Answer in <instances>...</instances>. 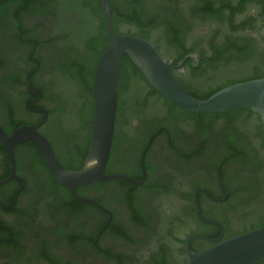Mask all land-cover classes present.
Masks as SVG:
<instances>
[{"label":"flooded vegetation","instance_id":"1","mask_svg":"<svg viewBox=\"0 0 264 264\" xmlns=\"http://www.w3.org/2000/svg\"><path fill=\"white\" fill-rule=\"evenodd\" d=\"M111 1L120 7L128 0ZM224 1L227 3L216 9L220 2ZM230 2L232 8H229ZM208 3L216 9L215 13L207 9ZM5 4L8 5V0H0V5ZM138 7L142 15L141 20L145 24H151L141 26L134 22L139 26V31H119L148 39L172 65L183 62L172 71L177 81L182 86L187 85L191 92L204 94L209 89L203 91L199 88L206 84V79L231 75L250 66L257 70L230 76L216 86L264 76V68L258 69L264 65V0H140ZM246 8L247 16L235 22L236 25L230 30L222 31L217 29L214 23L203 22L205 19L222 15L225 11H233V18L236 20L235 14L244 12ZM69 14L76 19L77 14L73 13L72 9ZM9 27L5 31L6 39L0 44L5 54V62L0 66V91L5 92L0 94V128L11 135L22 124L31 126L40 123L38 131L50 140L61 163L65 167L77 166L79 162L75 164L71 160L81 158L87 137L85 128L79 120L58 117L57 113L50 115L45 93L41 89L33 91L34 83L29 76L21 74L23 81H16L12 70L17 65L11 55L16 50L12 44V32L16 30ZM37 33L40 34V31ZM240 47V53L251 52L253 55L245 56L243 60H238V63L236 59L230 58L218 67H211L202 62L216 49L231 54L238 52ZM40 51L46 54L44 57L47 61L50 58L48 51L43 46L38 49V54ZM167 51L175 56L167 55ZM181 55L182 58L179 59ZM61 59H52V65L61 62ZM234 60L236 63L232 62ZM132 76L133 73L126 69L123 81H126L127 86L120 99L117 129L115 124L116 140L112 144L106 171L108 169V174L127 175L139 183L114 178L109 181H97L108 182L105 187L84 189L81 194L76 191L78 195L92 199L101 206L91 201H80L94 205H80L89 206L94 216L93 220L89 219L87 224L83 223L80 227H77L80 222H71L77 208L67 210L58 205L52 206V214L44 216L50 223L48 227H44L41 233L37 232V228L32 235L38 242L36 255L47 259L50 264H76L74 261L52 255L61 249L62 245L72 249L87 246L91 252L81 254L84 256V264H187L184 241L189 236L228 238L257 228L262 223L253 222L245 228L229 230L235 227L241 218L264 217V194L256 195V206L246 213L237 210L235 195L244 192L234 189L237 158H224L222 153V147H226L227 142L235 147L241 143L240 139L252 138L253 133L258 134V130L261 133L260 126L263 124L260 117L254 112L249 114L247 110L238 114V109L214 116L206 113H192L194 116H190L183 112L184 110L172 108L161 94L152 93L153 87L146 79L139 77V85L133 87ZM35 82L38 83L36 79ZM17 87L24 91L20 99L19 92L15 90ZM261 135L264 139V134ZM158 144L163 145L164 154L158 152ZM38 153L41 154V151L34 140L16 144L15 176L10 178L12 167L0 136V180L10 178L7 182L0 183V264H32L38 259L33 257L31 252L21 248L20 239L27 236V228L20 224L22 218H19L27 216L28 212L22 202L28 195L31 196L26 172L35 165L45 170ZM118 180L128 184H121ZM244 184L250 186L252 182ZM114 185L121 190L114 191ZM155 192L174 197L169 206L170 211L166 210L164 213L160 208L152 209L145 204L141 195ZM68 193L70 194L69 191ZM107 199L109 202H106ZM197 199L204 222L198 216ZM69 203L71 204L70 199ZM161 214L171 217L168 226L170 235L168 238L162 236L164 240L150 248L145 257H136L133 252L123 251L112 242L118 237L134 245L143 243V240L132 236L131 226L143 227L159 234L158 216ZM113 223L118 231L106 230ZM188 224H195L199 229L186 232L183 236L174 234L176 228ZM211 243L202 238H194L190 240L189 246L193 251L200 252ZM256 264H264V261Z\"/></svg>","mask_w":264,"mask_h":264},{"label":"water","instance_id":"2","mask_svg":"<svg viewBox=\"0 0 264 264\" xmlns=\"http://www.w3.org/2000/svg\"><path fill=\"white\" fill-rule=\"evenodd\" d=\"M110 1L101 0L104 27L109 43L94 71L91 141L82 168L71 170L61 163L50 140L38 131L40 123L31 126L22 124L11 135L0 128V136L6 146L12 167L13 173L10 178L15 176V145L26 140H34L54 179L65 186L75 199L91 201L98 206L100 205L94 200L78 195L76 187L114 178L139 183L124 174L105 173L114 139L120 69L125 55L129 56L147 82L159 94L181 110L209 114L250 109L260 117L264 131V77L225 86L208 98L196 97L188 92L173 74L172 69L180 67L183 62L172 65L148 39L115 30ZM43 111L47 113L46 110ZM9 179L0 180V183ZM196 204L198 216L204 222L198 199ZM194 238H202L212 243L202 251L195 252L189 246L190 240ZM184 249L187 254V264H256L264 261V225L228 238L212 239L202 235H191L185 239Z\"/></svg>","mask_w":264,"mask_h":264},{"label":"rangeland","instance_id":"3","mask_svg":"<svg viewBox=\"0 0 264 264\" xmlns=\"http://www.w3.org/2000/svg\"><path fill=\"white\" fill-rule=\"evenodd\" d=\"M226 3L227 2L225 1L220 2V4L218 5L216 9L222 7ZM228 5H229V8H232L233 6L232 2H230V4ZM11 6L12 4H10L8 8H6V10H4L5 8L0 9V33H1L0 42L6 39L5 37H7V32L5 31L11 25L10 22H12V18H11L12 10H8ZM71 6H72L71 3L65 4V6H63L64 13L66 14L69 13L71 10ZM225 12H223L222 15L216 16L215 18L205 19L203 22L214 23L217 26V29L222 30V31L228 30V29L230 30L233 28V26L236 25L235 22L240 21L243 17L247 16L248 14V11L246 8L244 12L241 11L242 13L235 14L237 15V17H236V20H234L233 18L234 14L232 13L233 11L231 12L225 11ZM123 21H126V23H123V22L117 23L119 30H128V29L136 30V31L140 30L139 26H137V24H134V22L129 21V20H123ZM62 22H63L62 27L66 28V26L68 25L66 20L63 19ZM22 23L24 27L26 28H31L36 25H42V27L43 26L45 27L46 24L48 26L51 24V17L45 14H40V15H35V16L30 17L28 14H26ZM42 27L39 30L40 32L42 30ZM11 29H15V26L13 25ZM15 32L16 31H13L12 35H15ZM48 32L50 31L46 30L45 33H42L40 35V38L47 39L51 35V33H48ZM52 34L54 35V33ZM12 44L15 45L16 41L12 40ZM29 48H30L29 45H25V44L20 45L17 48H15L16 50L11 55L13 56L15 60V64L17 66H20L22 68L25 67V64L18 60V55L24 50L28 52ZM7 55L10 56L9 53H7ZM39 55L44 56L46 54L40 51ZM167 55L175 56L174 53H170V51H167ZM0 56H5L4 51L1 47H0ZM236 60L238 63V59ZM236 60L232 62L236 63ZM60 63L61 62H57L56 66L57 65L59 66ZM52 64H53V61L51 58H48V60L44 62V66L41 69L37 77L38 82L45 81V80L49 82L51 79L56 80L57 77H61V78L64 77L62 69L53 70ZM263 68H264V65H262L261 67H258L259 70H262ZM255 70L257 69L252 68L250 66L248 68H244L243 70L232 73L231 75H221V76L219 75V76L213 77L211 80L206 79V84H204L201 88H199V90L206 91L210 87L216 86L218 83H220L226 78H229L230 76L232 77L233 75L235 76L244 75V74L251 73ZM20 77H23V75H21ZM132 77H133V81H132L133 83L131 85L133 87H135L136 84L139 85V82H140L139 77L136 75ZM65 80L66 79H64V81L62 80V83L64 86L63 87L64 94L62 98L66 100L69 99L70 100L69 105L66 102L65 104L67 105L63 104L60 101L55 102L51 99L49 100L46 99V104L50 108H53V107L58 106V103H59L61 106H59L60 108L58 112H56L57 116L58 117L62 116V118L64 117L65 119L66 117H68L71 119L79 120V122H81L85 128L84 133L86 134L87 133L86 131L88 129L87 116L86 118H84V120H82L83 116H81L77 111L79 107L81 108L83 106V103L86 104V101L88 99L87 94H85V92L83 93V91L85 90V87L83 83H78L75 80L68 79L66 80V83H65ZM57 81H60V80L58 79ZM50 84L47 87L51 86ZM13 86L16 88L15 85ZM126 86H127L126 81H122L121 95H123V92L126 89ZM17 88L19 89V91L18 89H15V90L19 92L18 98L20 99L21 97H23L24 91L20 89L21 87H17ZM47 95L50 96V91L47 92L46 96ZM253 134L254 135L252 136V138L247 137V139L246 138L240 139L241 143L239 142L238 146L234 147L229 142H227L226 144L228 146L225 145L226 147L224 148L222 147V150H223L222 153L224 155V158L225 157L226 158L228 157L237 158V160L235 161L237 164V170H236L237 176H236V181L234 184L235 185L234 189L241 191V192L244 191V192H242L243 194H237L235 196L234 203L237 207V210H240L241 212H244V213H246L247 210H249L250 208L256 206L257 204L256 195L257 194H264V139L259 130H258V134L256 133L257 135H255V133ZM157 147L160 148L158 152L164 154L163 145L158 144ZM71 162L76 164L79 162V159L71 160ZM119 167H121V165ZM26 175H28L29 177V189L31 191V194H30L31 196L28 195L27 198L22 202L23 206L26 207V210L28 212L27 216L19 217V218H22L20 220V224L21 225L24 224V226L27 228L26 229L27 236L25 238L20 239L21 248L22 249L24 248L26 249V251L31 252V255H33V257L36 256V258H38L34 260L32 264H50V261H48L47 259L45 260V258H41V257H38V255H36L38 254V252L36 251L37 250L36 245L38 242L36 241V237H32V235L35 234L34 232L35 229L38 228L37 232L41 233L44 231V227H48V225L50 224L48 220L44 219V216H48L50 213L52 214L51 212L52 209L50 208L56 205L66 208L67 210L77 208V210L75 211V214L73 215L72 221H71L72 223H75V224L76 223L79 224L80 222V224L77 225V227H80V225L82 226L83 223L87 224V222L94 219L93 218L94 216L89 206H79V205L70 204L69 198L67 197L66 193L60 192L56 187H54L51 184V181L49 177L47 176V173L45 172V170L41 169V167H37L35 165L33 169L26 172ZM246 182L248 183L252 182V185L246 186L244 184ZM112 188L114 189V191H117L119 189L121 190V188L116 187V185H114ZM141 196L144 197L145 204L149 208L156 209L157 207V209L160 208L164 213L166 210L170 211L169 206L172 204L171 200L174 198L173 196H167L164 193H160V192H155L153 194L143 193V195ZM106 202H109V200L107 199ZM238 216L240 217L241 215H238ZM170 218H171L170 216H164L163 214H161V216L160 215L158 216L159 234L158 233L154 234L151 230L144 229L143 227L131 226L130 228H131L132 236L137 237L140 240H143V243L141 244L134 245V244H131L128 240L118 238V237L113 239L114 241L112 240V242L119 249H122L123 251L128 250V251L133 252L136 255V257L137 256L145 257V255L147 254L150 248H154V246L159 244V241L164 240L162 236H165L166 238H168V236L170 235L169 229H168ZM262 220H264V217H260V218L253 217L250 219L241 218L238 224L229 230L232 231V230H235L234 228L236 229L245 228L251 225L253 222H258V221L261 222ZM43 221H46V222H43ZM196 229H199V228L196 227L195 224H188V225L176 228L173 232L177 236H183L186 232L194 231ZM60 248L61 249L57 250L56 253H52V255L53 256L55 255L58 258L66 259L70 262L74 261L76 264H84L85 262L83 260L84 256L81 254H87L91 252L88 249V247L85 245L76 247L75 249L67 248L66 246H63V245Z\"/></svg>","mask_w":264,"mask_h":264},{"label":"trees","instance_id":"4","mask_svg":"<svg viewBox=\"0 0 264 264\" xmlns=\"http://www.w3.org/2000/svg\"><path fill=\"white\" fill-rule=\"evenodd\" d=\"M5 1V0H4ZM140 0H128L123 6H115L112 1H110V5L112 7V21L113 26L115 30L119 33H121L118 29V22H121L123 20H129L135 23L140 24L141 26L150 25V23L145 24L141 19V11L138 7ZM71 3V9L73 13H76V19L71 17L69 13H64L63 6L65 4ZM12 4V6L8 10H12V22L10 27L13 25L15 26V29L17 31V35L12 36V40L16 41L15 48H17L20 45L27 44L29 45V50L23 51L18 55V60L25 64L24 68H21L20 66H17L14 70H12V75L16 76V81H23L20 77L21 74L25 75V77L29 76V79L34 83L33 91L35 89H41L45 93V96L47 92L50 91V96H46V99H51L55 102L60 101L63 104L65 102L69 105L70 100L62 98L64 94L63 89V83L62 80L64 79H72L77 81L78 83H83L85 90V94H87L88 99L86 101V104L83 103V106L78 108V113L83 116L82 120L84 118L88 119V125L89 129L87 132V137L85 139L84 149L81 151L79 164L77 166H71L68 165L69 169L78 170L83 166V161L88 153L90 141H91V131H92V116H93V100H92V90H93V77H94V71L95 67L105 51V49L108 46L109 38L107 36V33L105 31L104 27V15L102 10V4L101 0H8V5H0V9L8 8V6ZM207 9L211 11V13H215L216 9L213 7L212 4H207ZM28 14L30 17L40 14H45L47 16L53 17L51 19V24L48 27H42V25H36L31 28L24 27L22 21L25 17V15ZM63 19L66 20L67 26L66 28L63 26ZM9 27V28H10ZM42 27V30L40 34L37 33L38 30H40ZM48 30L51 33V35L47 39L40 38V35L42 33H45V31ZM54 33V35L52 34ZM3 41L0 42L2 44ZM44 47L45 50L48 51L49 57L51 59H55L57 57L62 58L60 65L56 66L53 65L52 69H62L63 72V78L57 77L56 80H50L48 81H41L36 83L35 79L37 81V77L39 72L44 66V62H46V59L44 56H41L38 54V49L40 47ZM242 48L240 47L238 52L231 53L229 55L226 54V52H222L220 50H215L213 54L210 57H207V59H204L203 63H208V65H211V67H218L219 64H223V62L228 61L230 58H235L238 60H243L244 57H248L250 54L253 55V53H240V50ZM182 58V55L179 57V59ZM5 62V59L3 56H0V66L2 63ZM129 69L131 73H133V76H138L140 78L145 79L144 75L140 72V70L134 65V63L131 61L129 56L125 55L122 60L121 69H120V77H119V85H118V109H117V118H116V129H117V123L119 122V112H120V99H121V88H122V81L125 77V70ZM68 75V76H67ZM12 76V77H13ZM264 76H257L254 78H260ZM60 81H57V80ZM13 80V79H12ZM65 80V83H66ZM246 81V80H242ZM238 81H232L227 84H222L215 87H210L209 91L204 94H196L189 90V87L183 86L188 92H190L192 95L199 97V98H208L212 94H214L219 89L234 84ZM240 82V81H239ZM77 83V84H78ZM27 84V83H26ZM51 85L47 87L48 85ZM28 85V84H27ZM67 85V84H66ZM12 86V85H11ZM69 89V88H68ZM152 93L159 94L158 91H156L154 88H152ZM5 93L3 91H0V94ZM80 93V91H79ZM26 95V92H25ZM172 108L181 110L180 108L176 107L171 102L167 101ZM8 104V101L6 102ZM65 104V105H67ZM59 106H61L58 103V106L53 108H48L49 114L53 115L54 113L58 112ZM248 111L249 114H252V111L250 109H238V114L244 113L245 111ZM186 114L190 116H194V114L183 111ZM228 113V112H227ZM226 113V114H227ZM199 115H202L200 113ZM209 115H218V113H209ZM261 133H263L262 126H260ZM116 140V132L114 133V139L113 144ZM39 160L43 166V168L46 170L47 176L49 177L51 184L56 187L60 192H65L67 197L70 199L71 204L74 205H90L94 206L91 203H81L80 201H77L74 199L67 191V188L58 183L50 173V171L47 169V166L41 156L40 153ZM140 157V156H139ZM109 171L107 169L106 174H108ZM121 184L127 185L128 183L122 180ZM108 184V182H96L91 185H88L87 187H78L76 188V191L78 193H82L84 189H92L96 187H105ZM130 185V184H129ZM238 191V190H237ZM237 195V193H236ZM235 195V196H236ZM262 223L258 226L264 225V220L261 221ZM105 227V225H104ZM257 227V228H258ZM255 229V228H254ZM108 231H114L117 232L118 228L114 223L106 229ZM246 232V231H245Z\"/></svg>","mask_w":264,"mask_h":264}]
</instances>
